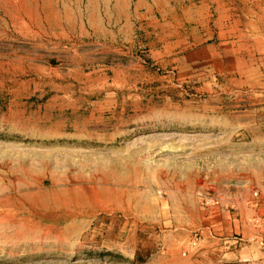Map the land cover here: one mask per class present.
<instances>
[{
    "label": "rangeland",
    "instance_id": "obj_1",
    "mask_svg": "<svg viewBox=\"0 0 264 264\" xmlns=\"http://www.w3.org/2000/svg\"><path fill=\"white\" fill-rule=\"evenodd\" d=\"M0 264H264V0H0Z\"/></svg>",
    "mask_w": 264,
    "mask_h": 264
},
{
    "label": "built area",
    "instance_id": "obj_2",
    "mask_svg": "<svg viewBox=\"0 0 264 264\" xmlns=\"http://www.w3.org/2000/svg\"><path fill=\"white\" fill-rule=\"evenodd\" d=\"M254 195H256V192H254Z\"/></svg>",
    "mask_w": 264,
    "mask_h": 264
}]
</instances>
